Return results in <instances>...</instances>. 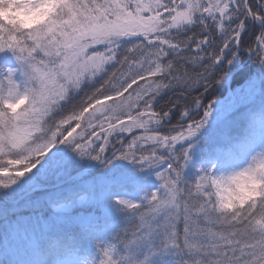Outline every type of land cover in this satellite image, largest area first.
I'll list each match as a JSON object with an SVG mask.
<instances>
[{
  "label": "snow or ice",
  "instance_id": "snow-or-ice-1",
  "mask_svg": "<svg viewBox=\"0 0 264 264\" xmlns=\"http://www.w3.org/2000/svg\"><path fill=\"white\" fill-rule=\"evenodd\" d=\"M254 27L255 47H245L242 37ZM5 51L14 54L23 79H14L17 69L0 70V200L29 194L73 158L100 165L115 158L138 164L141 172L164 168L167 174L157 171L159 187L138 202L114 191L116 181L102 179L95 202L104 213L139 216L143 229L118 246L111 225L110 242L94 244L103 256L99 264H151V257L169 251L186 256L182 264H264V0H0V53ZM241 51L259 65V83L249 80V99L259 108L239 142L227 152L217 149L212 165L197 172L191 188H182L193 148L217 128L225 106L195 98L201 118L191 119L185 107L180 116L189 122L162 135L150 125L162 126L171 109L157 112L154 101L173 87L203 83L207 91V74L222 64L230 72ZM205 61V71L195 76L178 72L184 65L205 67ZM86 84L94 90L64 113ZM96 128L107 135L143 134L106 161L104 147L97 146L99 153L92 148ZM148 143L151 153L137 156L133 149ZM217 165L237 170L217 174ZM76 206L73 200L64 204L65 210ZM150 221H157L155 229ZM28 233L21 221L6 227L2 248L14 256L10 264H97L85 247L83 224L80 237L61 234L50 241ZM153 236L161 241L160 253Z\"/></svg>",
  "mask_w": 264,
  "mask_h": 264
},
{
  "label": "trees",
  "instance_id": "trees-1",
  "mask_svg": "<svg viewBox=\"0 0 264 264\" xmlns=\"http://www.w3.org/2000/svg\"><path fill=\"white\" fill-rule=\"evenodd\" d=\"M259 32L257 27L251 28L248 30V33L242 37V42L246 47L249 43H253L255 40V34ZM190 34V33H189ZM219 41L217 40V44ZM248 53L246 51L240 52V61L239 65L231 68L229 72V66L227 64H222L216 66V68L207 74V82H208V90L205 91L204 84L201 83L199 86H194L191 89H187L185 87H173L164 90V92L158 96L155 101L153 108L155 111L162 113L165 110L171 109L170 119H165L162 122V126H157L152 124L150 126L156 127H173L177 124H186L189 121L187 118H181L180 112L185 107H188L192 116L191 119L197 120L201 118L203 109H200L199 112L195 110L193 107V100L195 98H200L202 103L206 106L209 103L219 101V103H223L225 106V111L223 113V118L217 128L212 133H205L201 137V145L197 144L195 148H193L191 152L192 159L188 165V167L184 170L183 181L184 183L181 185L182 188H191L195 180L198 179L197 172L200 169L208 168L212 165L213 161L211 160V156H213L217 149L222 152H227L229 149L233 148L235 144L239 142V140L243 137L245 129L248 125L249 115L253 111H257L259 108L258 100L254 104L252 100L249 99V90L250 84L249 80L259 83V73L258 68L259 65L254 62V60L248 57ZM208 61H205V67L193 69L191 65H184V67L179 68L178 72L183 74L185 70L188 73L195 76L198 72H204L207 67ZM109 70H111V66H109ZM230 78L228 79L229 75ZM159 79V78H157ZM228 79V82H227ZM217 80L220 82L217 83ZM143 81H141L142 83ZM226 82L229 84L230 95L222 100L227 93ZM99 81H97V86ZM94 90L93 85L86 84L83 88V91L74 95L72 100L67 104L64 108V113H67L72 107H75L79 104L80 100L84 97L86 93H90ZM222 100V101H221ZM61 113L57 114L59 117ZM160 134H175V129L161 130L158 131ZM141 133H138L133 136H137ZM131 136L130 138H132ZM130 138L125 142L127 144ZM109 153L105 155L107 157ZM165 160H172V157L167 153L163 154ZM176 156L180 155V145H177V150L175 153ZM105 157L103 159H105ZM85 160H79L78 158L69 163L71 167L70 174L88 166L85 164ZM172 163H175V160H172ZM181 164L183 161L181 160ZM67 165L55 171L57 174L56 179H52L53 175L49 174L45 180H43L38 186H47L53 185L62 179H64V173L67 169ZM227 169V168H226ZM217 165V174H223L226 170ZM70 170V169H69ZM85 175H81L83 177ZM47 191H38L29 195L26 199L22 200L20 203L16 205H7L3 203V211L0 214V225L2 222L9 223L10 221H14L16 217L19 216H40L45 217L50 212V208L45 207V193ZM77 192L72 196H76ZM186 194V193H185ZM88 195V194H87ZM38 199V204H31L32 201ZM45 204V205H44ZM99 205V204H98ZM98 205L96 204H87L84 207L83 211L85 213L90 212L92 214H97ZM92 206H95L93 208ZM145 208L140 209L139 211L142 213ZM126 218L128 215L123 214ZM42 217V218H43ZM88 230V238L85 240V247L88 249V254H90V249L92 248V244H95V238H99L100 231L104 225H102L101 221H92L84 225ZM199 226H204V221L201 219L199 221ZM196 227V225H193ZM215 228H219V225H214ZM184 221L181 219L180 225L178 226L179 231L183 234ZM136 232H138V220L136 216L131 217L130 219L123 220L119 223V227L115 232V235L118 237L116 243L120 246V241H129L135 237ZM61 234H73L77 237L81 236V226L70 227L66 229H62L59 231H55L50 233L47 237L51 238L61 235ZM1 239V236H0ZM153 249L160 253L162 251L161 241L157 238L154 239V244L152 245ZM178 260L181 262L186 259V256L178 255L175 252H170L166 255H157L153 257V261L151 264H173L174 259L178 257ZM12 257V256H11ZM14 259V257H13ZM10 258H0V264H10L13 260Z\"/></svg>",
  "mask_w": 264,
  "mask_h": 264
},
{
  "label": "rangeland",
  "instance_id": "rangeland-1",
  "mask_svg": "<svg viewBox=\"0 0 264 264\" xmlns=\"http://www.w3.org/2000/svg\"><path fill=\"white\" fill-rule=\"evenodd\" d=\"M125 46L128 47L131 45L129 42H125ZM121 51H123V49H121ZM9 68L17 69L14 75V79L18 83H20L23 77L18 71V62L14 54L9 51L0 53V70L6 71ZM125 95H127V93ZM77 131L79 132L81 131V129H77ZM91 131L94 133H99V136L94 138V143L92 145V148L95 149L97 153H99V147H104L105 152L100 153L102 158H104L107 153H110L113 149L116 148V146L120 142L121 137L125 134L117 131L112 133L111 135H107L106 133L101 132L99 128L93 129ZM142 134L143 133L139 135ZM133 137L130 138L127 144L122 145V147L119 149L116 155L128 151L129 144L131 143ZM104 138L108 140V143L106 145L104 144ZM153 147H154L153 144L148 143L145 144L143 147H138L133 149V151L136 153L137 156H140L141 154L149 155ZM159 152L161 154L167 153L163 148H160ZM76 159L77 158H73L71 162L75 161ZM85 164L91 166V165H96L98 163L86 159ZM67 167L68 168L65 170L63 177H68V175H70V171H71L70 164H67ZM233 170H237V169H235L234 167L227 168L223 174L225 175L230 174L231 171ZM157 171L164 172L165 174H167L164 168H160L159 170L153 168L149 170L146 166L144 171L141 172L139 170L138 164H131L128 161H122L113 158L109 163L105 164L96 171L82 173L78 175L75 179L70 181L68 184L62 186L61 188L47 191L44 195L45 204H46L44 205L45 207L49 206L50 212L48 211V214L45 217L42 216L43 217L42 218L40 216H34V215L19 216L16 217L14 221H10L9 223H4V222L1 223L0 258L7 257L13 259L14 257L12 254L5 255L3 253L2 242L6 227L15 224L17 221H21L29 228L28 236L30 238L38 237L41 235L48 236L50 235V233L62 229L81 226L82 224L85 225L92 221H101L102 225L104 226L100 228L101 231L99 238H95L96 240L94 241H96V243L110 242V238L106 234L110 231V226L115 225V232H116L119 227V223L122 222L123 220L130 219L131 217H133V215L127 213L106 215L103 209L101 208V206L95 202V197L98 195V191H99L98 185L100 184L102 179L114 180L117 182L116 186L113 189L114 191H118L120 195H123L127 199H131L133 201L138 202L145 194L155 191L161 184V181L157 178ZM51 174L53 175L52 179H56L57 174L55 173H51ZM81 175H85V176L80 177ZM76 192H77L76 196H72ZM16 197L18 196L10 197L8 200H12ZM67 200L76 201L77 206L71 208L70 210H65L64 204ZM2 202L3 201L0 200V214L4 209ZM90 203L98 205L99 212L97 214H92L90 212L85 213L83 211L84 207H86L87 204ZM31 204L37 205L38 199L32 201ZM92 207L95 208V206ZM147 211L148 209L145 208V210L142 213H146ZM123 214H127L128 216L126 218H123L124 217ZM136 219L138 220V232L136 233H139L143 229V223L139 216H136ZM150 223L153 229L157 227V221H150ZM179 225L180 223L177 225V227ZM154 239L157 238L153 236V240ZM170 252L171 251H169V253ZM143 255H149L148 249H144ZM143 255L139 256L138 258L143 259ZM179 257L180 256L174 259L173 264H181V262L178 260ZM89 258L95 259L97 264H99L100 259H103L102 254L94 248V244H92V248L90 249ZM151 258L153 261V257Z\"/></svg>",
  "mask_w": 264,
  "mask_h": 264
},
{
  "label": "water",
  "instance_id": "water-1",
  "mask_svg": "<svg viewBox=\"0 0 264 264\" xmlns=\"http://www.w3.org/2000/svg\"><path fill=\"white\" fill-rule=\"evenodd\" d=\"M151 128H156L157 131L161 130V129H164L163 127H151ZM168 128H172V127H168ZM175 128V127H173ZM138 132H142V130H139V129H136L134 130L132 133H127L123 136V138L121 139L118 147L105 159L106 161L109 160V158H112V156L120 149V147L122 146V144L124 143V141L131 135L135 134V133H138ZM101 165H97V166H93V167H88V168H85V169H82L81 171L71 175L70 177H68L67 179H65L64 181L60 182L59 184L57 185H54V186H51V187H40V188H36L35 190L33 191H36V190H42V189H46V188H55V187H59L67 182H69L70 180H72L74 177H76L78 174L82 173V172H86L88 170H94V169H97L99 168ZM32 191V192H33ZM31 193V192H30ZM27 195V194H26ZM24 195V196H26ZM24 196H19L15 201H6L8 203H16L17 201L21 200L22 198H24Z\"/></svg>",
  "mask_w": 264,
  "mask_h": 264
},
{
  "label": "bare ground",
  "instance_id": "bare-ground-1",
  "mask_svg": "<svg viewBox=\"0 0 264 264\" xmlns=\"http://www.w3.org/2000/svg\"><path fill=\"white\" fill-rule=\"evenodd\" d=\"M169 126H166V127H163L164 129H161V130H168L169 128H168ZM160 130V131H161ZM139 133V132H138ZM8 201H15L14 199H12V200H8ZM21 202V200H19V201H17L16 203H8V202H6V201H3L2 203H4V204H7V205H16V204H18V203H20Z\"/></svg>",
  "mask_w": 264,
  "mask_h": 264
},
{
  "label": "clouds",
  "instance_id": "clouds-1",
  "mask_svg": "<svg viewBox=\"0 0 264 264\" xmlns=\"http://www.w3.org/2000/svg\"><path fill=\"white\" fill-rule=\"evenodd\" d=\"M5 14H7V13H5Z\"/></svg>",
  "mask_w": 264,
  "mask_h": 264
}]
</instances>
